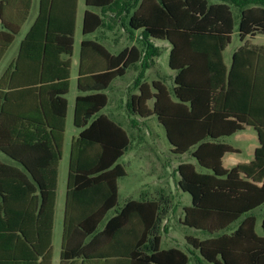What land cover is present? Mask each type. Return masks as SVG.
Returning <instances> with one entry per match:
<instances>
[{
	"label": "crops",
	"instance_id": "1",
	"mask_svg": "<svg viewBox=\"0 0 264 264\" xmlns=\"http://www.w3.org/2000/svg\"><path fill=\"white\" fill-rule=\"evenodd\" d=\"M87 9L103 18V26L92 33L83 35L82 24ZM100 10V7H87L86 0H0V32L15 31L12 42L0 58V81L4 72L16 65L22 42L27 34L31 33V38L23 47V54L15 71L12 102L7 103L8 108H5L8 111L12 110L10 112L12 115L0 111V144L6 149V151L0 149V264H45L44 253L48 242L51 252L50 264H136L130 257H97L102 249V242L99 240L97 243L89 244V237L81 239L78 225L72 228L71 246L75 248L79 240H82L81 245L88 243L92 246L85 255L76 256L63 263L60 258L70 147L72 140L82 130L73 125L74 104L79 94H87L78 91V78L82 74L84 81H92L91 77L94 74L101 73L110 64L115 65V60H110L107 53L110 57H115L123 50H126V58L132 63L128 65L123 75L114 77L103 91L107 97V103L99 112L119 126L130 141L128 149L123 153V155L130 153L126 164L128 169L125 164L119 162L123 155L117 161L123 167L125 175L116 179L117 201L115 207L108 211L107 217L114 215L129 201H154L165 212L161 220L160 246L162 231L167 237L170 236L173 239L175 231L180 229L184 234L183 246L187 252H190L186 243L187 237L198 239L207 237L205 233L183 224L185 208L190 207L192 202L191 195L179 187L180 175L177 167L181 163H191L198 172H208L199 167L192 156L195 147L185 153L177 154L172 151L166 135L167 144L162 145V148H160L161 142L155 136L152 142L155 145L156 155L150 156L149 147H147L150 141L145 129L149 128L146 123L154 115L140 117L129 110V101L139 94L138 88L141 84H146L149 90L154 92L152 84L156 82L164 86L173 101L175 100L172 89L178 86L175 82L178 71L172 69L169 63V72L162 73L160 70V56L162 52L167 51L169 62L172 45L167 39L150 38L151 47L147 49L148 55L145 56L146 48L140 39V29L132 31L126 29L121 22L124 13L116 15L112 10H106L104 13ZM232 12L234 20V13L238 14V11L232 8ZM39 16L40 24L34 26ZM48 16L51 24L50 28L46 29L42 21H45ZM93 23L92 20L90 25ZM72 28L71 55L59 54L66 46L68 34ZM259 35L264 34L239 39L241 44L233 50L228 59L224 55L229 44L226 45L221 54L225 74L223 76L221 74L220 83H214L211 80L213 77L206 58H196L194 61L196 69L186 74L183 79L187 83L198 86L196 90L199 94H195V98L199 101L198 106L202 108L206 106L208 95L212 89H215V94L220 95L222 105L228 104L235 110L238 109L244 116H247L245 112L250 106L251 96V108L254 106L252 112L256 114V118H264V55L257 53V49L264 48V45L251 43V40ZM17 36L19 41L14 48V53L3 64ZM83 39H86L88 43L82 49ZM44 50L52 55L42 67L41 54ZM238 50L242 52L238 54L232 70V78H229L233 63L232 55ZM195 51V48L188 46L182 48L180 53L189 54L190 58L198 57L194 55L195 53H203L198 52L203 51L201 49ZM57 53L59 55H56ZM64 61H69L68 91L65 95L60 93L63 83L62 79H59V76H63V67L60 64ZM128 73L129 82L123 80ZM7 80L8 76H6ZM190 95L192 90L184 94L186 97ZM153 102V99L148 100L147 107L151 108ZM2 104L3 100L0 98V109ZM157 123L162 126L158 120ZM162 128L165 134V128L163 126ZM72 129L73 135L70 139ZM96 136L99 134L97 133ZM216 142L229 148V151L221 157V165L225 169L252 164L255 160V150L261 145L258 132L252 125H244L241 130L230 136L221 137ZM58 144H61L62 154L56 163L55 151ZM95 148L99 149V144L93 146V151L89 150V158L82 159V163H88L89 166L98 163L97 156L94 155ZM65 159H67L66 171L63 164ZM189 159L192 161H188ZM258 163L261 167L254 168L255 174L264 170V157ZM55 172L56 196L50 212L47 205L42 207V190L38 182L51 183ZM240 178L253 182L258 187L264 182V177L253 181L241 174ZM124 181L128 182L125 184ZM121 191L124 196L119 204ZM80 198L83 203H79L76 210L83 212L101 210V204L92 206L84 204L91 198L90 195ZM249 214L254 218L255 232L257 225L260 226L261 233L256 232V234L263 235L261 226L264 220V203ZM170 216L172 218L169 220ZM240 221L239 219L233 222L226 232L229 233L236 228ZM127 224L125 234H119L117 239L118 241L129 240L132 243L140 235L142 225L136 216H133ZM102 226L103 223L99 224V227ZM130 229L134 232L129 233ZM199 235L205 237L201 238ZM171 247L177 248L172 245L167 248ZM189 254V263L194 259L198 263V252L193 250Z\"/></svg>",
	"mask_w": 264,
	"mask_h": 264
},
{
	"label": "trees",
	"instance_id": "2",
	"mask_svg": "<svg viewBox=\"0 0 264 264\" xmlns=\"http://www.w3.org/2000/svg\"><path fill=\"white\" fill-rule=\"evenodd\" d=\"M87 7H100L101 13L106 10L115 14L124 13L121 22L129 30L140 29L142 45L151 47L150 38L167 39L172 49L169 55V66L178 71L175 82L177 87L172 89L174 101L164 86L156 82L152 84L154 92L146 84L138 88L139 94L129 101V110L140 117L154 115L165 128V135L172 146V151L182 154L192 147V156L199 167L208 172H198L191 163H181L177 167L179 172V187L191 195V206L185 208L183 224L195 228L207 235L204 239L186 238L188 251L198 252V263L202 264H264V220L262 221L263 235H257L254 230V218L249 213L264 203V182L258 187L245 178L261 179L264 170L255 174L254 168L261 167L258 163L264 157V118H256L250 106L245 114L228 106L222 105L220 95L214 90L207 97L206 106H198L195 94H199L197 85L184 81V76L196 67V58L207 60L214 83H220V76L225 74L222 62V51L231 41L234 30L232 8L238 11V37H254L264 34V0H86ZM117 9V10H116ZM121 15V14H120ZM127 18V20H126ZM125 19V20H124ZM93 20V24L90 22ZM125 21V22H124ZM40 16L34 26L40 24ZM46 29L50 28V17L42 21ZM33 26V27H34ZM103 26V18L88 9L85 11L82 34L87 35ZM32 30V29H31ZM15 31L0 32V58L13 40ZM73 28L68 34L66 46L59 54L70 56L73 44ZM29 32L22 42L16 65L9 67L0 81V98L3 100L0 111L12 115V110L5 108L12 102L14 90V75L18 62L23 54V47L31 38ZM88 41L83 39L82 49ZM192 47L201 49L203 53H195V58L189 54H181V49ZM242 49V48H241ZM238 50L232 55V66L228 77L232 78V70L236 64ZM258 54L264 55V48L257 49ZM58 53L56 55H59ZM51 53L43 51L42 67L51 57ZM181 55V57H179ZM253 55V53H252ZM115 65L107 66L101 73L94 74L92 81L78 78L77 89L80 93L75 99L73 111V125L82 129L71 142L69 175L67 180L64 228L62 235L61 262L88 253L91 243L102 242V249L97 257L109 258L124 256L133 259L136 264H188L190 256L178 248H160L161 220L165 212L157 202L129 201L121 206L117 212L107 217L110 209L117 201L116 179L125 175L123 167L117 162L130 145L127 134L109 118L99 112L106 106L107 97L103 92L116 76L123 75L125 69L132 63L126 58V50L115 57ZM201 56V57H200ZM63 67V89L68 91L69 61L60 64ZM6 76L8 80L6 81ZM6 89V91H4ZM192 90V95L184 96ZM153 99V106L147 107L148 100ZM64 104H66L63 98ZM254 109V108H253ZM244 125L256 128L260 139V147L255 150V160L250 165H237L225 169L221 165L222 155L229 148L217 139L230 136L241 130ZM1 126V125H0ZM1 129V128H0ZM99 136H96V134ZM97 162L89 166L82 163V159L89 158V150L93 151ZM0 149H6L0 144ZM62 147L58 144L55 151L56 163L61 158ZM92 157L93 155L90 154ZM42 190V207L47 205L51 212L56 196V172L51 183L38 182ZM91 198L84 204L100 205L97 212H83L77 209L83 203L82 196ZM136 216L142 225L141 233L134 239L119 240V234H125L127 223ZM241 220L239 225L226 232L229 226ZM103 223L102 227L99 224ZM80 227L81 239L90 238L89 244L81 245V241L72 247L73 227ZM134 232L133 229L129 233ZM51 234V222L48 235ZM116 242V243H115ZM50 244L48 242L44 253L45 264L51 263ZM188 252V253H190Z\"/></svg>",
	"mask_w": 264,
	"mask_h": 264
},
{
	"label": "rangeland",
	"instance_id": "3",
	"mask_svg": "<svg viewBox=\"0 0 264 264\" xmlns=\"http://www.w3.org/2000/svg\"><path fill=\"white\" fill-rule=\"evenodd\" d=\"M237 15L238 14L234 13V22H235V24H234V32L232 33L231 41H230V43H229V45H228V47H227V49H226V51L224 53L226 59H228V57L231 55V53L233 52V50L237 46H239L241 44V41L239 40L238 33H237L238 32L237 31V27H238V16ZM18 41H19V36H17V38H16V40H15V42L13 44V47L11 48V50L9 51V53L7 54V56L5 57V59L3 61V64H5L9 60V57L14 53V48L16 47ZM251 43L252 44H256V45H264V35H259L257 38L251 40ZM160 62H161V67H160L161 72L162 73H165L167 71L169 72V67H168V52L167 51L162 52V54L160 56ZM123 80L124 81H128V82L130 81L129 80V73L124 77ZM146 124L149 125V128L148 129H145V132H146V134L148 136V139L150 141V144L147 145V147H149V151H150L149 152V155L150 156H155L156 155L155 152H154L155 145L152 142V138H154L155 136H157L156 138H158V140L161 142L160 148H162L161 147L162 145L164 146V144H167L166 143V139H165V134H164V131H163L162 126L158 125L155 116H153L150 119V121L148 123H146ZM72 135H73V129L70 131V139L72 138ZM160 142H159V144H160ZM129 157H130V153H125L120 158V160H119V162L121 164H125V167L126 168H127L126 164H127V161L129 159ZM178 158H179V156L177 157V159ZM188 161H192V159H189ZM63 164H64V171H66V169H67V159L64 160V163ZM127 182L128 181H124L125 184ZM62 186H63V182H62ZM123 196H124V193H123V191H121V195H120V198H119V204L122 202ZM173 216L175 217V214ZM171 218L172 217L170 216L169 220ZM256 232L259 233V234L261 233V229H260V226L259 225H257V227H256ZM174 234H175V237H173V239H171L170 236L167 237V235H165V232L162 231V242H161V246L160 247L161 248H167V247H169V245H172V246H175V247L183 250L187 254H189L185 250V248L183 246V243H184V237H183L184 234H183V232L180 229H177ZM199 237L204 238L205 236H200L199 235ZM189 264H202V263H197L195 261V259H194V260H191V262Z\"/></svg>",
	"mask_w": 264,
	"mask_h": 264
}]
</instances>
